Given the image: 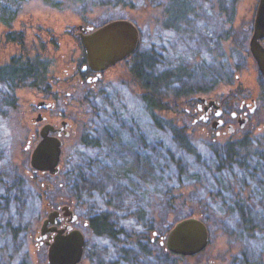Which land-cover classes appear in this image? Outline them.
<instances>
[{
    "label": "rangeland",
    "instance_id": "obj_1",
    "mask_svg": "<svg viewBox=\"0 0 264 264\" xmlns=\"http://www.w3.org/2000/svg\"><path fill=\"white\" fill-rule=\"evenodd\" d=\"M257 3L258 0H0V69L27 49L29 52L22 55L28 54L30 60L37 57L45 67L43 82L19 87L13 96H2L7 102L0 100V175L3 172L6 181L36 176L43 188L52 186L42 203L35 195L27 194L21 204L8 202L2 207L0 264H48L47 249L42 244L45 239L40 244L36 237L47 214L64 205L77 215L72 227L80 229L86 240L84 256L78 264H264V236L244 235L236 211H229L235 206V193H239V198L248 200L254 221L260 225L264 222L260 209L264 196L257 187L261 177H252L246 186L236 185L233 193L226 189L217 191V195L208 181L203 191L196 193L202 207L195 206L206 212L192 214L182 204L171 210L169 229L176 219H208L209 243L194 256L167 254L158 249L159 240L163 241L169 229L160 227V238L156 237L157 243L151 246L154 252L150 253L136 245H117L121 239L90 235L84 216L89 208L101 207L109 198L113 206L122 208L118 214L125 212V206L132 212L158 213L168 192L178 187L177 178L164 168L165 150L173 148V139L163 125L158 128L150 120L131 74L137 52L146 55V73L158 76L184 70L180 81H168L169 91L182 89L195 102L208 95L221 102L226 120L222 128L212 129L210 122L199 119L197 111L190 121L175 123L185 128L196 152H204L211 141L222 145L247 139L250 151L262 147L264 82L248 50ZM116 19L130 20L137 27V52L103 75L93 89L83 84L67 97L62 79L66 72L79 70L85 64L82 29L97 28ZM8 33L21 34L25 51L7 37ZM87 88L95 94L85 101L83 93ZM49 93H59L60 98L55 109H44L43 115L59 123L61 118L56 112H63L64 119L72 125L70 135L62 139L61 172L51 175L54 178L50 183V174L35 172L29 165L41 126L36 121L37 103L53 102L47 97ZM233 93L236 101L231 100ZM242 98L252 103L254 110L243 108L247 122L240 128L229 114L239 110ZM185 100L178 101L179 110L185 108ZM228 125L234 127V132L228 131ZM66 178L69 180L64 182ZM182 178L183 186L192 183L186 176ZM72 181L76 193L64 187ZM3 189L0 187L1 194ZM125 221L137 228L132 220ZM154 224L161 226L158 221ZM14 228H19L16 239L12 237Z\"/></svg>",
    "mask_w": 264,
    "mask_h": 264
},
{
    "label": "trees",
    "instance_id": "obj_2",
    "mask_svg": "<svg viewBox=\"0 0 264 264\" xmlns=\"http://www.w3.org/2000/svg\"><path fill=\"white\" fill-rule=\"evenodd\" d=\"M14 35V33H8L7 37L22 46V50L25 51L21 34ZM26 51L27 53L29 52L28 49ZM26 51L22 52V54H26ZM22 54L17 59L12 58L7 65L0 69L1 102L6 101L5 98L3 99L5 95H12L17 88L28 85L35 86L37 82L41 83L45 79L43 63L37 60V57H33L34 59L30 60L28 54L25 56ZM145 58L146 55L143 53H136L130 69L131 74L140 90L138 95L150 115V120L158 128L163 125L162 127H165L173 139V148L167 147L165 150L166 162L164 168L171 171L172 175L177 178L178 187L173 192H168V197L164 200L158 213L152 211L150 213L145 211L132 212L128 211L124 205L125 212L118 214V210H122V208L113 206L111 198H109L105 199L103 206L89 208L90 211L84 213V216L90 235L96 238L121 239L118 240L121 244L117 245H136L143 251L147 249V251L152 253L154 251L151 246L157 243L156 237L160 238L161 229L167 231L171 226L168 215L171 210L175 209L177 204L189 207L192 214H196L197 211L206 212V209L205 211L196 210L195 206L202 207V204L196 201V193L198 192L199 194L200 191H203L202 188L207 185L208 181L212 182V186L216 189L215 195H217L219 191L226 189L233 193L236 185L240 184L241 186L243 184L242 186H246L249 183L247 180L252 177H261V182L257 181V187L260 194L263 193L261 195L264 196V144L262 147H256L257 150L252 152L249 150V141L247 139L222 145H217L211 141L204 149V152H196L191 139L185 134V128L175 124L178 121L183 123L190 121L192 116L196 114V102L191 99V94L182 89L171 92L166 88L168 81L169 84L174 79H176V82L180 81V78L184 76V70L178 69L167 74L155 76L145 72V69H147V61L144 62ZM84 59H82V63L85 62ZM236 93L230 95L232 101H236L234 99L236 98ZM94 94L91 93L92 98ZM182 98L186 99L184 101L185 108L179 110L178 101ZM162 118L165 119L164 122L161 121ZM262 141L264 143V135L262 136ZM1 175L0 177L3 178L4 182L1 178L0 187H4V189L3 193H0V211L8 202H11L14 206L21 204V202L25 201L27 194L35 195L39 200L38 202L42 203V200L47 198L50 189H52V186L51 188H43L37 182L36 176L26 180H22L20 177H13L10 181H6L3 172ZM183 176L192 181L189 186L182 185ZM53 178L54 176H47V179L50 180L49 183ZM68 180L69 178H66L64 182ZM64 187L68 191L70 189L74 190L73 192L78 191L75 188L74 181L66 183ZM97 194L98 197L101 195L100 193ZM238 195L239 193H235L236 200L233 203L235 206H233L234 208L231 207L229 211H236L241 232L249 238L255 237L257 233H261L264 236V222L260 225L254 221L248 200L239 198ZM217 197H219V194ZM212 199L215 198H209L210 201ZM260 209L264 218V206H261ZM119 215H122L123 219ZM125 220H132L137 225V228L129 226ZM202 220L207 227L210 225L208 219ZM155 221H158L161 226H156L154 224ZM18 231L19 228L13 229L12 237L14 239L17 238ZM154 233L156 234L155 237L152 236ZM158 249L163 253L171 254L160 244V240ZM110 251L112 252L111 249Z\"/></svg>",
    "mask_w": 264,
    "mask_h": 264
},
{
    "label": "water",
    "instance_id": "obj_3",
    "mask_svg": "<svg viewBox=\"0 0 264 264\" xmlns=\"http://www.w3.org/2000/svg\"><path fill=\"white\" fill-rule=\"evenodd\" d=\"M80 39L85 56L82 69L88 68L97 74L134 55L140 44L137 27L127 19L112 20L97 28L86 26L82 29ZM248 50L264 82V0H258L256 6ZM199 100L205 105V109L214 108L216 117L222 114L219 101L205 98H199ZM49 105L50 103L46 101L37 103L38 108ZM231 116L236 117V114L232 112ZM38 120L37 117L36 121ZM246 122L247 118L237 117L240 128L244 127ZM66 123L61 122L62 125ZM221 125V119H214L210 124L212 129H217ZM227 128L229 132H233L232 125H228ZM49 131H55L51 124H44L39 129L40 139L31 151L29 165L35 172L56 175L60 170L62 142L58 137L49 136ZM60 216H69L66 219L68 223L77 219L68 205L62 206L59 210L50 211L40 226L36 240L41 241V244L49 233L48 240L45 242L48 264H78L83 257L84 234L77 228H71L70 225L57 228L55 223ZM209 239L210 234L205 222L190 216L178 220L168 230L160 244L164 245L171 254L188 257L202 252L208 245Z\"/></svg>",
    "mask_w": 264,
    "mask_h": 264
},
{
    "label": "flooded vegetation",
    "instance_id": "obj_4",
    "mask_svg": "<svg viewBox=\"0 0 264 264\" xmlns=\"http://www.w3.org/2000/svg\"><path fill=\"white\" fill-rule=\"evenodd\" d=\"M80 42H81V39H80ZM81 46H82V44H81ZM82 49H83V47H82ZM83 53H84V51H83ZM117 64H119V63H117ZM83 65H81V66L83 67ZM116 65H114L112 67H109L108 69L100 72L99 74L90 71L88 68L85 69V70H83L82 67H80L79 70H77L76 68H75V70L73 69V72H71V73H67L66 72L64 78L61 81V83L65 84V87L67 88L66 89V92H65V95L67 97H70V94L72 93V91L75 90L77 87L82 86L83 84L89 86L88 88L93 89V87L97 83H99L100 81L103 80L102 79V76L105 75V74H107V73L110 74L111 73L110 71H112ZM65 79H67V81H66L67 84L64 82ZM88 88L85 89V92L83 93V99L85 101H87V99H90L91 98V92L92 91H90V89H88ZM47 97L50 98V99H52L53 102H47L46 101L47 103H50L49 106H42L40 108L37 107L38 108V118H39V120H38L37 123L38 124H41V126H43L44 124H51V125H53L55 131H49L48 135L49 136L58 137L60 139V141L63 143V140L62 139L67 138L70 135V128H71L72 125H71V123L69 121H67L66 119H64V115L65 114L63 112H60V111L56 112L57 113V116H59L61 118L59 123L55 122L54 120L51 121V120L48 119V117L46 115H43V112L42 111L44 109H47V110H53V109H55L56 104L58 102V99L60 98V94L58 93V95H56L55 93L54 94L49 93V94H47ZM204 98L207 99V100L213 99L212 96H210V95H208V96H206ZM213 100H215V99H213ZM254 101L255 100L253 99L252 102H254ZM219 103H220V107L222 109V114L219 117H216L214 115V108L205 109V105L203 103H201L200 100L198 99V101L195 103V106H196V111L200 113L199 114V119H201L205 123L210 122V124H211V122L214 119H221L222 120V125L219 128H222L223 125L226 124V120L224 118L225 117L224 108H222V105H221V102L220 101H219ZM251 104L252 103L247 102L245 100V98H242L240 100L239 110L230 111V114H229L230 118L232 120H237V117L238 116L244 117L245 111H242L243 108H246V109L249 110V112H252V109L254 108V105L253 106H250ZM232 112H234L236 114V117H232L231 116V113ZM62 121H65L67 123L65 125H62L61 124ZM41 126H40V128H41ZM233 132H234V129H233ZM66 133H67V135H66ZM38 139H40V137H39V131H38ZM61 146H62V144H61ZM61 151H62V148H61ZM60 159H61V156H60ZM72 212H73V210H72ZM76 220H78V218ZM76 220L74 222H72V223H68V221H66V218L65 217L60 216L59 218H57L56 223H55V226L57 228H62V227L65 228L67 225H70V227L73 228L72 225L76 223ZM85 226L87 227V222H85ZM48 236H49V233L47 234V238L42 243L46 247V249H47V245L45 244V242L48 240ZM83 251H85V246H84V250Z\"/></svg>",
    "mask_w": 264,
    "mask_h": 264
}]
</instances>
